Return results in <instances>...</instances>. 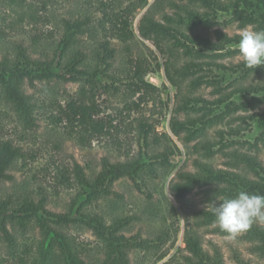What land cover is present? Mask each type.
Listing matches in <instances>:
<instances>
[{
    "label": "trees",
    "instance_id": "obj_1",
    "mask_svg": "<svg viewBox=\"0 0 264 264\" xmlns=\"http://www.w3.org/2000/svg\"><path fill=\"white\" fill-rule=\"evenodd\" d=\"M135 2L139 0H131L122 12L107 13L103 10L102 17L96 22L91 14L65 17L64 31L56 47H52V43H44L40 37H32L27 44L24 40L3 42L0 100L13 110L23 126L33 128L36 125V104L26 87L60 80L79 82V88L65 106H57L58 113L53 118L63 123L69 135L83 146L108 133L104 120L97 117L94 91L98 88L116 90L117 87L101 83L102 79H115L109 71L113 67L116 48L107 35L98 36L99 30L105 32L106 21H110L116 40L128 46L127 41L134 35L129 29V16L125 17L123 13L133 12ZM147 4L148 0H145ZM163 5L171 10H165ZM220 15H230L241 27L252 25L256 31L264 30V0H154L138 21L140 37L150 41L164 60L162 63L155 61L153 65L146 57L137 56L132 72L133 85L137 89L143 86L155 88L144 80V76L153 72L155 66L160 69L162 65L165 78L176 89L177 97L174 115L168 123L169 130L187 147V154L191 156L192 169L181 167L175 171L168 184L169 194L180 205L198 189L207 203V206L194 209L189 214L182 237L184 246L178 247L160 264H224L218 247L214 245L211 251L204 247L199 230L228 234L216 223L214 205L224 198L235 197L240 191L264 195V161L258 154L259 142H264V80L242 82L253 74L264 73V66L250 69L241 61L226 67L218 61L239 52V49H227L225 53L223 50L237 44L241 34L229 35L217 30L212 38L193 33L198 26H212ZM85 34L92 41L87 50L81 41ZM221 69L237 72L235 82L223 84L225 72ZM202 86H210L213 97L195 95ZM241 93L251 95L239 100L237 96ZM180 113L184 117H180ZM216 124H225L227 129H216L213 139L208 132ZM253 126L259 130L253 142L236 138ZM23 155L22 147L11 138L0 136V183L14 179L10 169ZM216 155L224 158L223 166L210 161ZM155 162L160 168H171L168 155L159 151L150 155V162L137 157L125 161L103 157L101 168L94 171L92 179L85 175L78 163H74L73 172L81 186L88 189L84 191L87 195L84 202H88L109 192L119 178L135 180L147 171H156L152 169ZM62 172L61 176L69 182L70 179ZM13 198L0 199V244H4L5 254L19 264H87L68 231L74 223L91 229L102 243L101 264H131L130 253L133 250L159 249L168 240L166 226L161 227L154 238L127 236L124 233L128 224L126 217L106 223L99 213L83 210V204L77 208L76 217H72V208L67 211L49 209L45 194L38 199L32 195ZM169 207L175 215L174 206L169 203ZM32 221L40 230V238L32 245L19 243L11 228L15 229L16 224L24 228L27 222ZM241 236L250 242L252 252L264 255V224L254 223L249 230L241 232ZM168 253V249L161 252L156 262ZM236 262L251 264L239 257H236Z\"/></svg>",
    "mask_w": 264,
    "mask_h": 264
},
{
    "label": "rangeland",
    "instance_id": "obj_2",
    "mask_svg": "<svg viewBox=\"0 0 264 264\" xmlns=\"http://www.w3.org/2000/svg\"><path fill=\"white\" fill-rule=\"evenodd\" d=\"M130 1L0 0V53L4 48L3 42L8 39L24 40L27 44L32 37H40L44 43H52V47H56L64 31L65 17L91 14L92 20L96 22L102 17L103 10L107 13L122 12L123 7ZM153 1L148 0L145 5V0H139L135 2L136 8L133 12L123 13L125 17L129 16V29L134 35L127 41L128 46L116 40L112 29L114 26L110 21H106L105 32L99 30L98 36L107 35L116 48L113 67L109 71L115 79L110 77L101 81L102 84L108 83L117 87L116 90L105 91L98 88L94 91L97 117L103 119L108 126L107 134L93 138L83 146L69 135L63 123L53 118L58 113L57 106H65L66 102L75 96L79 82L51 80L27 86L26 91L31 94L36 104V125L33 128L23 126L13 110L0 100V136L11 138L22 147L24 153L10 169L14 179L0 183V199H8L11 196L16 199L26 195L38 199L41 194H45L48 197L49 209L67 211L72 208V217H76L77 208L83 204V210L99 213L106 223H110L112 219L126 217L128 224L124 233L138 238H154L161 227H168V240L161 244L159 249L133 250L130 253L131 264H160L178 247L182 248L183 231L189 214L194 209L207 206L202 192L198 189L190 193L180 205L171 198L168 191L169 181L175 171L181 167L192 169V166L187 147L169 130L168 123L174 115L173 107L177 97L176 89L165 78L162 65L160 69L155 66L153 72L144 76V80L155 88L143 86L137 89L133 85L135 79L132 72L137 56L146 57L153 65L155 61L162 63L164 60L163 55L150 41L140 37L137 29L140 16ZM163 6L165 10H171L168 6ZM214 22L210 27L198 26L193 33L214 38L217 30L229 35L241 34L244 30H255L252 25L241 27L230 15H220ZM81 41L86 50L92 44L87 34ZM227 49H238V43L230 45L223 52ZM218 61L230 67L243 60L238 52L221 57ZM222 71L225 72L223 84L234 83V79L238 77V73L230 69ZM263 80L264 73L253 74L242 82ZM210 92V86H202L194 94L213 97ZM250 95L241 93L237 99L241 100ZM179 116L184 117V114L180 113ZM218 128L227 129V126L216 124L211 127L208 132L211 138L215 139ZM258 135L259 130L253 126L243 130L236 138L253 142ZM159 151L168 155L171 168H160L155 162L152 169L155 168L156 171H147L135 180L128 177L119 178L109 192L84 202L87 199L84 191L88 189L81 186L75 177L74 163H78L85 175L92 179L94 171L100 170L103 157H109L111 161H125L137 157L150 162V155ZM258 154L264 161V142H259ZM210 161L216 166H223L224 158L216 155ZM62 171L70 179L69 182L61 176ZM169 203L174 206L175 215L172 214ZM11 231L22 244H36L40 238V230L33 221L27 222L24 228L16 224L15 229L11 228ZM68 231L85 256L86 263L101 264L102 243L92 230L81 223H74L69 226ZM199 233L204 247L210 251L214 245L219 248L224 264H237L236 257L248 260L251 264H264V255L252 252L250 242L244 240L241 233L234 237L230 234L211 233L208 229H200ZM0 247V264H19L17 260H12L5 254L4 244H0ZM166 249L169 251L168 255L156 262L158 255Z\"/></svg>",
    "mask_w": 264,
    "mask_h": 264
},
{
    "label": "clouds",
    "instance_id": "obj_3",
    "mask_svg": "<svg viewBox=\"0 0 264 264\" xmlns=\"http://www.w3.org/2000/svg\"><path fill=\"white\" fill-rule=\"evenodd\" d=\"M238 49L246 67L264 66V30L242 31ZM213 212L220 229L234 237L254 223L264 224V195L240 191L214 205Z\"/></svg>",
    "mask_w": 264,
    "mask_h": 264
}]
</instances>
